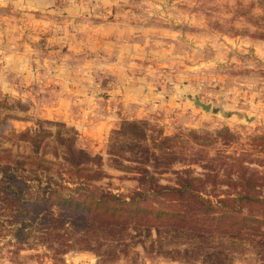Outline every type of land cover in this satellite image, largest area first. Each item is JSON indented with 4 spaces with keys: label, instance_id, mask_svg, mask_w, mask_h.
<instances>
[{
    "label": "rangeland",
    "instance_id": "1",
    "mask_svg": "<svg viewBox=\"0 0 264 264\" xmlns=\"http://www.w3.org/2000/svg\"><path fill=\"white\" fill-rule=\"evenodd\" d=\"M0 1L25 64L0 87V181H84L145 201L108 245L63 250L38 225L20 229L0 197V264H264V0ZM123 70L141 80L137 115L106 100ZM130 120L146 121V141L121 130ZM75 162L88 175L70 174ZM185 178L193 192L155 194ZM243 193L257 198L251 212L218 211Z\"/></svg>",
    "mask_w": 264,
    "mask_h": 264
},
{
    "label": "trees",
    "instance_id": "2",
    "mask_svg": "<svg viewBox=\"0 0 264 264\" xmlns=\"http://www.w3.org/2000/svg\"><path fill=\"white\" fill-rule=\"evenodd\" d=\"M145 123L144 120H130L123 121L120 126L121 130L131 137L146 141L148 136L143 126ZM161 139L171 140L172 137L164 135ZM77 151V153L69 151L71 158L75 155L82 158L87 156L85 152ZM67 170L70 174L88 175V171H84L88 168L80 166L78 162L67 165ZM5 173L8 177L0 181V197L10 208L12 221L21 224L23 228L20 229L23 230L25 225L29 226L28 232H31L32 226L38 225L45 235L44 240L50 245L58 243L63 250L75 248L77 243H86L85 247H90L91 238L95 239L98 247L103 242H107L108 245L110 232L115 226L122 223L120 230H123L128 214L141 212V205L145 202L140 191H135L126 198L110 192H97L84 181H75L73 186L48 181L38 189L30 190L24 177L18 175L16 178L13 172L5 171ZM193 185L191 178L178 179L176 186H157L155 194L163 196L164 199L172 195L180 197L185 190H189V193L193 192ZM200 199V202L208 205L204 209L211 208L210 201ZM256 201L257 198L244 193L234 197L226 196L217 200V209L220 213L235 211L240 215L245 211L242 206H247L248 212H251L250 208ZM52 206H55V210L51 209ZM261 207L264 208L263 205ZM157 210L159 213L161 209ZM211 218L214 217L211 215ZM111 251L113 252V249ZM106 252L103 257H109L110 251Z\"/></svg>",
    "mask_w": 264,
    "mask_h": 264
},
{
    "label": "crops",
    "instance_id": "3",
    "mask_svg": "<svg viewBox=\"0 0 264 264\" xmlns=\"http://www.w3.org/2000/svg\"><path fill=\"white\" fill-rule=\"evenodd\" d=\"M3 4H5V2L0 1V87H6L8 85V78H6V72L19 73V71L23 70L25 66L22 60V54H20L19 51L15 53V51L11 49L13 47H18L20 41L19 29L16 26L15 22L12 24L8 21L12 19L11 16L6 17L1 14L4 13ZM121 75L122 78L119 79L121 81V84L118 86L119 92L109 95L106 99L107 103L109 106L113 105V108L116 107L117 109H119L122 115H137L141 112L142 106H138L135 103L138 100V102L140 103L145 100V95H142L141 80H138L140 81L138 85H133L132 83H130L131 76L125 77V70L121 72ZM145 88L146 84L143 86V89ZM146 91L147 90H144V93H146ZM103 104H105V101L103 102ZM117 117V113L112 110L107 112L103 120L100 122H105V124H109L114 119L116 120Z\"/></svg>",
    "mask_w": 264,
    "mask_h": 264
},
{
    "label": "water",
    "instance_id": "4",
    "mask_svg": "<svg viewBox=\"0 0 264 264\" xmlns=\"http://www.w3.org/2000/svg\"><path fill=\"white\" fill-rule=\"evenodd\" d=\"M189 97H190V99H192V101L195 105H199L205 111H208L210 109L211 104L202 102L197 95H194L193 97H191V96H189Z\"/></svg>",
    "mask_w": 264,
    "mask_h": 264
}]
</instances>
